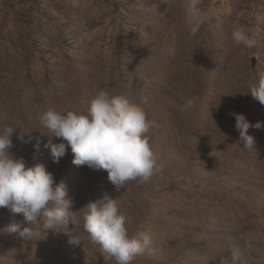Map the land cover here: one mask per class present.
<instances>
[{"label":"rangeland","instance_id":"374dc122","mask_svg":"<svg viewBox=\"0 0 264 264\" xmlns=\"http://www.w3.org/2000/svg\"><path fill=\"white\" fill-rule=\"evenodd\" d=\"M200 7L213 19L191 37L181 0H0V132L16 128L14 158L43 164L65 183L75 231L85 236L72 245L63 227L27 224L0 208V264H117L83 228L86 206L105 196L117 200L130 237L151 236L154 251L131 264H231L232 246L242 264H264V105L249 92L264 72V0ZM234 27L255 46L236 45ZM100 90L147 98V116L159 123L149 133L159 170L148 182L117 190L105 170L74 165L70 146L58 163L44 147L62 141L39 115L86 112ZM191 97L196 107L181 113L176 106ZM231 113L261 123L249 128L253 150L242 148ZM13 222L40 235L9 233Z\"/></svg>","mask_w":264,"mask_h":264},{"label":"clouds","instance_id":"9594fccd","mask_svg":"<svg viewBox=\"0 0 264 264\" xmlns=\"http://www.w3.org/2000/svg\"><path fill=\"white\" fill-rule=\"evenodd\" d=\"M181 6L191 24V37H195L200 28L213 19L210 9L200 7V0H181ZM231 39L236 45L249 49L256 44L243 27H234ZM249 92L264 105V72L258 73V79L249 84ZM198 100L199 97H191L176 107L181 113L188 114ZM144 103H147V98L135 102L123 94L100 90L91 97L86 112L67 111L62 114L54 108L48 109L39 115V121L62 142H49L44 147L50 149L53 162L58 163L70 146L74 165L105 170L109 182L117 190L129 181L148 182L159 170L149 142L150 131L158 128L159 123L148 118ZM231 115L235 117L242 148L253 150L255 140L248 134L249 128H261V123L250 124L244 114ZM15 129L5 126L0 132V208L21 214L27 224H35L42 219L44 229L63 227L69 243L80 245L85 236L75 231L79 220L76 211L72 210L73 200L67 198L65 183L55 184L52 173L43 164L27 167L23 158H14L9 149L13 146L11 135ZM39 144L37 140L34 146L37 150ZM86 208L84 231L90 242L100 246L105 258H114L117 264H131L136 256L154 251L150 234L129 236L126 217L120 213L116 199L105 196L100 201L90 202ZM70 224L74 226L71 229L68 227ZM7 228L9 233H18L26 240L40 235L17 222L10 223ZM230 252L231 264H242V250L232 246ZM220 264L229 262L221 257Z\"/></svg>","mask_w":264,"mask_h":264}]
</instances>
